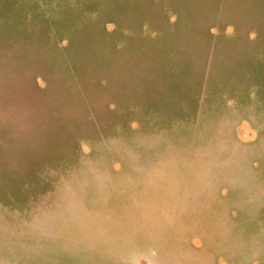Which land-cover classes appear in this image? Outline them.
<instances>
[{"label":"rangeland","instance_id":"rangeland-1","mask_svg":"<svg viewBox=\"0 0 264 264\" xmlns=\"http://www.w3.org/2000/svg\"><path fill=\"white\" fill-rule=\"evenodd\" d=\"M0 264H264V0H0Z\"/></svg>","mask_w":264,"mask_h":264},{"label":"bare ground","instance_id":"bare-ground-1","mask_svg":"<svg viewBox=\"0 0 264 264\" xmlns=\"http://www.w3.org/2000/svg\"><path fill=\"white\" fill-rule=\"evenodd\" d=\"M149 206L147 207V210H150L152 205L151 204H148Z\"/></svg>","mask_w":264,"mask_h":264}]
</instances>
